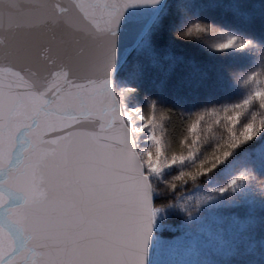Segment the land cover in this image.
Returning <instances> with one entry per match:
<instances>
[{
  "label": "snow or ice",
  "instance_id": "1",
  "mask_svg": "<svg viewBox=\"0 0 264 264\" xmlns=\"http://www.w3.org/2000/svg\"><path fill=\"white\" fill-rule=\"evenodd\" d=\"M0 264H264V0H0Z\"/></svg>",
  "mask_w": 264,
  "mask_h": 264
}]
</instances>
